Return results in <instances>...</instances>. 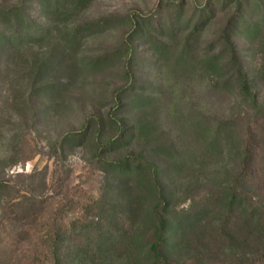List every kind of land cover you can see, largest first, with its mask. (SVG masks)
<instances>
[{
	"label": "trees",
	"instance_id": "1",
	"mask_svg": "<svg viewBox=\"0 0 264 264\" xmlns=\"http://www.w3.org/2000/svg\"><path fill=\"white\" fill-rule=\"evenodd\" d=\"M87 1H45L48 12L53 9L65 17L63 33L48 25L35 30L26 24L20 30L17 16L10 18L13 34L8 37L0 30L8 44L22 43L33 35L51 41L48 57L35 58L33 63L39 78L51 70L54 60L57 65L66 55L74 60L72 55L78 52L82 38L92 40L93 36L115 28L118 22L125 28L118 39L124 47L111 54L99 53L83 59L80 73L93 79L96 70L108 64L110 57L118 58L122 61L124 81L114 86L111 93L112 111L106 116L93 112L79 132L65 133V147L93 133L91 149L93 159L102 168V193L81 205L80 217L48 229L42 241L48 251V263H260L264 252L256 253L257 258L246 256L242 260V253L234 250L238 233L245 237L241 246L255 239L264 241V203L251 190L253 183L264 177V167L257 172L259 163L264 164V97L254 90L259 83L258 71L242 63L235 38L259 31L264 22V0H215L190 8L186 0H178L159 5L154 15L142 16L137 11L104 14L74 24L67 32L69 19ZM48 20L51 23L49 17ZM199 40L207 44L203 51L208 55L202 59L206 60L205 68L213 69L210 72L216 75H228L220 83L221 88L235 90L250 104L256 119L238 130L233 119L199 117L176 141L170 131L162 128L156 109L170 84V73L196 75L197 64L192 60ZM143 47L147 49L141 59L138 52ZM172 59L176 61L170 70L167 62L170 64ZM176 109L173 104L168 113L175 114ZM108 128L111 133L105 137ZM214 159L223 167L205 176L202 171ZM198 178L214 184L216 190L191 200L188 207L178 208L180 192L191 188L193 179ZM5 186L6 183H0V189ZM258 187L264 198V188ZM35 209L27 201L18 204L16 212L30 216ZM207 220L216 223L210 230H205ZM199 230H203L201 239ZM222 235L226 237L230 257L212 258L219 255L214 248ZM15 243L19 248L26 239ZM191 247L194 254L186 262L174 258ZM25 264L43 262L33 256L25 259Z\"/></svg>",
	"mask_w": 264,
	"mask_h": 264
},
{
	"label": "rangeland",
	"instance_id": "2",
	"mask_svg": "<svg viewBox=\"0 0 264 264\" xmlns=\"http://www.w3.org/2000/svg\"><path fill=\"white\" fill-rule=\"evenodd\" d=\"M45 1L0 0L2 33L8 37L13 34L10 18L15 16L20 30L26 24L35 30L46 25L57 31L64 29L65 17L53 9L48 12L50 9L45 6ZM175 2L178 0H88L83 9L71 16L65 29L69 32L74 24L89 22L104 14L121 15L137 11L142 16L154 15L159 5ZM186 2L190 8L203 7L215 0ZM124 30L118 22L115 28L93 36L92 40L82 38L78 52L72 55L74 60L69 55L58 65L54 60L51 70L39 78L35 76L33 63L35 58L48 57L51 41L34 38L33 35L22 43L8 44L0 35V183H6L5 188L0 189V264H25V259L33 256L41 258L43 264H49L46 259L48 251L42 243L48 229L80 217L81 205L89 197L101 195L102 168L93 159V133L80 142L72 141L66 147L64 140L65 133L82 129L89 114L96 112L106 116L112 111L111 93L114 86L124 81L122 61L110 57L108 64L96 70L93 79L83 77L80 72L84 66L83 59L99 53L111 54L120 46L124 47L122 40L118 43ZM55 36L58 37L57 33ZM235 41L242 63L258 71L259 83L254 90L264 97V22L260 23L257 33L240 34ZM206 45L204 40L197 43L192 60L194 65L197 64L196 75L170 73V84L156 109L162 128L170 131L171 138L176 141L184 137V130H188L189 124L199 117L211 115L219 120L233 119L238 130L256 119L250 104L235 90L221 88L220 83L229 76L216 75L210 72L213 69L205 68L206 60L202 59L208 55L203 51ZM146 49H139L138 57L142 59ZM175 61L167 62L170 70ZM173 104H176L177 111L169 114ZM105 132H108L105 137L109 136L111 128ZM222 167V163L214 159L202 173L210 176ZM263 167L260 162L257 172ZM258 186L264 188V177H260V181L253 183L251 188L252 194L256 198L260 196V202L264 203ZM215 190L214 184L201 178L193 179L192 187L180 192L178 208L188 207L191 200ZM27 201L36 207L35 214L17 213L18 204ZM212 225H216L214 220L209 221L205 230H210ZM202 233L203 230H199L200 239ZM235 235L239 243L234 250L242 253V260L246 256L257 258L256 253L264 252L263 240L255 239L249 245L241 246L240 242H244L245 237L241 233ZM19 239H26V243L18 248L15 241ZM226 242L222 235L214 248L219 255L212 258L230 257ZM193 254L191 247L184 254L174 255V258L186 262ZM258 264H264V259Z\"/></svg>",
	"mask_w": 264,
	"mask_h": 264
}]
</instances>
